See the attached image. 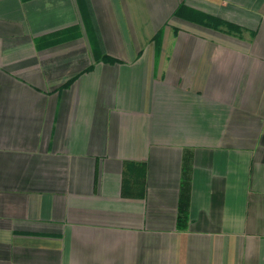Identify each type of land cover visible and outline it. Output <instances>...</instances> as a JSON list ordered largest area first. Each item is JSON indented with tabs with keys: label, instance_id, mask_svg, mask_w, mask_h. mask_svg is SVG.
<instances>
[{
	"label": "crops",
	"instance_id": "0c3cea01",
	"mask_svg": "<svg viewBox=\"0 0 264 264\" xmlns=\"http://www.w3.org/2000/svg\"><path fill=\"white\" fill-rule=\"evenodd\" d=\"M0 264H264V0H0Z\"/></svg>",
	"mask_w": 264,
	"mask_h": 264
},
{
	"label": "trees",
	"instance_id": "16d2710c",
	"mask_svg": "<svg viewBox=\"0 0 264 264\" xmlns=\"http://www.w3.org/2000/svg\"><path fill=\"white\" fill-rule=\"evenodd\" d=\"M219 24H222V22L221 21H218L216 19H212V20H211V18H206L205 19V25H207V26H214V25L218 26ZM105 59L107 61H109V62H114L115 61V60L111 59L108 56L105 57ZM189 188H190V178L188 176H184V178L182 180V193L185 194V192H187L189 190ZM181 215H182L181 216L182 218L185 217L183 215V211H182V214Z\"/></svg>",
	"mask_w": 264,
	"mask_h": 264
}]
</instances>
